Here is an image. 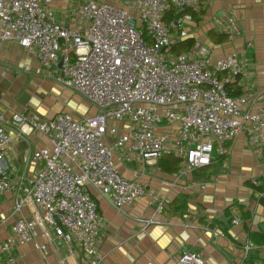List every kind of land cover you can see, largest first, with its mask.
I'll return each instance as SVG.
<instances>
[{
    "label": "built area",
    "instance_id": "obj_1",
    "mask_svg": "<svg viewBox=\"0 0 264 264\" xmlns=\"http://www.w3.org/2000/svg\"><path fill=\"white\" fill-rule=\"evenodd\" d=\"M200 1L72 0L58 18L52 0H0V43L15 42L34 57L44 79L96 109L81 121L67 113L45 119L0 112V196H12L17 216L0 243V264H16L23 245H34L43 258L48 246L74 248L81 264H103V221L92 192L117 210L146 200L160 213L159 196L120 175L117 152L123 162L145 166L170 157L193 171L214 156L225 158L242 132L264 148V107L243 110L254 102L246 84L240 95H229L251 68L242 54L212 58L194 49L170 56L172 46L187 39L189 11ZM34 134L47 145L28 146L18 167L10 157L13 141ZM253 185L257 200L264 198V177ZM243 249L247 255L252 243ZM174 264L204 260L183 248Z\"/></svg>",
    "mask_w": 264,
    "mask_h": 264
},
{
    "label": "crops",
    "instance_id": "obj_2",
    "mask_svg": "<svg viewBox=\"0 0 264 264\" xmlns=\"http://www.w3.org/2000/svg\"><path fill=\"white\" fill-rule=\"evenodd\" d=\"M70 1L52 0L51 8L58 18ZM189 13L192 21L187 25V39L179 46L182 53L204 49L212 58L242 54L251 68L245 82L240 80L233 86L232 94L240 95L246 84L254 102L243 110L256 112L264 107V0H201L198 9ZM229 20H233L232 26ZM24 74L27 79L22 78ZM43 79L31 54L15 42L0 43V112L6 117L18 113L48 119L68 112L81 121L96 113L87 102H82L85 105L76 113L61 104L56 109L60 112L49 108L40 111L33 91H42L37 86ZM11 91L16 93L12 95ZM46 145L37 134L27 142L14 139L10 157L19 167L27 159L28 146L33 149ZM227 147L225 158L214 156L208 166L193 171H183L181 164L170 157L142 166L123 162L120 153H115L113 160L120 175L154 192L164 208L155 213L153 205L139 200L117 210L92 192L103 221L98 248L102 263L174 264L184 248L201 254L204 264H264V245L256 243L262 236L259 226L264 224V208L257 202L258 188L253 185L264 177V148L253 146L243 132ZM28 171L32 175L31 166ZM13 206L10 194L0 196V243L17 218ZM22 213L28 217V211ZM223 217L229 218L228 224ZM233 219H237V226L231 224ZM146 220L155 224L146 226L142 223ZM246 242L253 245L247 255L243 249ZM73 251H53L48 246V255L43 258L34 245H23L16 250V264H81L80 254Z\"/></svg>",
    "mask_w": 264,
    "mask_h": 264
},
{
    "label": "rangeland",
    "instance_id": "obj_3",
    "mask_svg": "<svg viewBox=\"0 0 264 264\" xmlns=\"http://www.w3.org/2000/svg\"><path fill=\"white\" fill-rule=\"evenodd\" d=\"M182 52H183L182 48H180L179 46H175L174 48H172L170 56H177L178 54H182ZM26 77L27 76L25 74L22 76L23 79H27ZM39 84L40 85H38L37 87L42 91L41 92H35L33 90L32 91L37 97L38 100L37 105H40V111L47 110L48 108L51 110H56L57 107H59L61 104L63 108L68 107L72 110V112L76 113L78 111H81L82 110L81 108L85 105L84 104L85 101L80 99V96L78 97L77 94H74L59 85H54L53 83H50L44 79ZM27 87L29 88L30 86L27 84ZM10 93L14 95L16 92L11 91ZM31 102H32V97L30 98V103ZM90 106L91 105H89V107ZM60 111L61 109L57 112ZM87 116H89V114H87Z\"/></svg>",
    "mask_w": 264,
    "mask_h": 264
},
{
    "label": "trees",
    "instance_id": "obj_4",
    "mask_svg": "<svg viewBox=\"0 0 264 264\" xmlns=\"http://www.w3.org/2000/svg\"><path fill=\"white\" fill-rule=\"evenodd\" d=\"M171 17H173L172 14L169 15V19H170ZM182 44H183V41H182V42H177V43H175V44L172 46V48H174L175 46H180V45H182ZM233 89H234V88H233ZM234 94L239 95L238 92H235ZM234 94H229V95H230V96H236V95H234ZM258 190H259V188H258ZM257 202H258V203L264 208V198H261V199L257 200ZM259 239H260V240H259L258 242L256 241V243L259 244L260 246L264 245V237H263V236H260Z\"/></svg>",
    "mask_w": 264,
    "mask_h": 264
},
{
    "label": "water",
    "instance_id": "obj_5",
    "mask_svg": "<svg viewBox=\"0 0 264 264\" xmlns=\"http://www.w3.org/2000/svg\"><path fill=\"white\" fill-rule=\"evenodd\" d=\"M20 100H23V97ZM223 218H224V220H226V223L228 224L229 218H226V217H223ZM259 230H260L262 236L264 237V224L259 226Z\"/></svg>",
    "mask_w": 264,
    "mask_h": 264
}]
</instances>
